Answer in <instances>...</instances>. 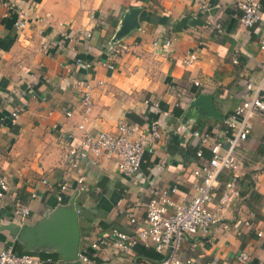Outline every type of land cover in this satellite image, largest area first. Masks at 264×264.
<instances>
[{"label": "crops", "instance_id": "0c3cea01", "mask_svg": "<svg viewBox=\"0 0 264 264\" xmlns=\"http://www.w3.org/2000/svg\"><path fill=\"white\" fill-rule=\"evenodd\" d=\"M8 1L13 10L0 2V178L7 184L0 197V250L8 245L16 249L18 243L16 235L3 229L22 223L20 216L12 215L13 206L28 207L23 223H35L53 204H60L57 193L66 184L64 198L77 192L80 250L89 258L88 263L70 264H155L151 243L119 253L108 246L92 249L90 243L99 237L110 242L112 227L134 234L142 226L153 187L176 185L174 200L191 199L198 182L188 157L198 145L191 132L225 131L222 119L203 115L202 106L191 103L200 94H213L223 118L254 93L264 78L261 24H240L236 4L241 0H208L205 10L194 0ZM257 1L264 15V0ZM133 12L135 24L126 26L124 18ZM20 19L25 25L16 29L14 22ZM66 33L72 37L64 39ZM167 38L172 41L164 50ZM132 44L133 52L121 50ZM190 50L198 59L185 67L182 59ZM75 54L89 66L75 65ZM87 87L92 107L85 112L81 95ZM146 99L159 101L160 109L170 114L156 111ZM174 108L180 109L179 116ZM16 109L20 114L12 120ZM119 119L145 126L158 119L161 137L153 152L145 154L132 175L121 173L113 159L89 155L80 161L86 188L78 191L74 173L67 170L68 149L82 135L78 125L91 132H115ZM234 156L237 168L219 173L207 206L219 209L226 184L233 179L238 195L207 236L181 239V259L235 264L234 256L245 251L251 264L264 263V116L252 118L250 133ZM130 215L135 223L129 222Z\"/></svg>", "mask_w": 264, "mask_h": 264}, {"label": "built area", "instance_id": "2783aa9c", "mask_svg": "<svg viewBox=\"0 0 264 264\" xmlns=\"http://www.w3.org/2000/svg\"><path fill=\"white\" fill-rule=\"evenodd\" d=\"M200 9L208 8V0H194ZM9 10H13V4L8 0H0ZM236 9L240 11L239 22L245 28H251L257 24L262 26V34L259 39V48L264 50V15L260 11V4L257 0H241L236 4ZM22 10L20 14H22ZM23 15V14H22ZM25 25L23 19L14 22L16 29H22ZM216 28H220L219 23H215ZM90 37V33H84ZM72 35L66 33L64 39H70ZM171 38L163 41V48L167 50L171 45ZM155 40L153 44H157ZM75 51V48H72ZM123 52H133L134 44L121 48ZM198 56L194 50L186 53L182 59L185 67L194 65ZM74 64H84L79 54H75ZM102 65L112 68V63L102 61ZM194 86H200L199 81H192ZM147 105L160 112V102L145 100ZM81 104L85 112L92 107V96L89 87L81 95ZM161 114H170L167 110H161ZM20 114L16 109L11 112L10 118L15 120ZM69 116L70 112H66ZM264 116V78L258 85L254 93L243 99L235 106L232 113L222 118L225 127L223 133L214 132L210 129H195L191 135L198 141L193 161L192 174L198 178L194 185L195 193L187 203L174 200L173 195L177 192V186L153 187L150 190L145 215L140 226L134 234H128L118 227L110 229L112 240L108 242L103 237H99L90 243L92 249L110 247L113 252L119 253L127 251L140 243L146 245L151 243L155 251L163 256L155 264H204L198 259L178 256L181 239L185 236H207L212 227L223 218V209L227 207L234 197L238 195L235 188L234 179L226 184V189L220 198V206L216 211L208 208L211 191L214 183L221 171L224 169L234 170L238 162L234 156L236 148L247 138L252 128V118L254 116ZM78 128L82 130V135L76 146H72L67 152V170L74 173L77 190L86 188L85 176L80 161L89 155L104 156L114 160L118 170L125 175H132L138 172L144 161L146 153H152L155 142L161 137L159 120H152L149 124L138 125L128 122L125 119L117 121L115 132L100 130L91 132L83 124ZM204 148H207L209 155L204 156ZM67 185L61 184L57 193V201L64 200L63 192ZM98 189V188H97ZM7 191V184L0 178V197ZM80 212V209L77 208ZM12 215L20 216L23 220L30 214V209L21 204H15L12 208ZM1 222V221H0ZM129 222L135 223L133 215L129 216ZM20 223V224H22ZM262 236V231L257 232ZM264 247V246H263ZM82 263H88L89 258L84 251L79 250L77 259ZM251 256L245 252H238L234 256L235 264H251ZM72 261H63L61 257L56 258L50 255L40 257L38 255L25 252L17 253L11 245L0 250V264H70ZM205 264H232L223 260H210ZM257 264H264L259 262Z\"/></svg>", "mask_w": 264, "mask_h": 264}, {"label": "water", "instance_id": "95a60500", "mask_svg": "<svg viewBox=\"0 0 264 264\" xmlns=\"http://www.w3.org/2000/svg\"><path fill=\"white\" fill-rule=\"evenodd\" d=\"M136 13L126 15L125 25L135 24ZM202 106V114L222 119L215 109L213 94H200L192 101L195 108ZM73 194L66 203L57 204L42 219L35 223H9L3 229L16 235L17 242L26 252L51 251L57 253L63 261H75L80 250L79 212Z\"/></svg>", "mask_w": 264, "mask_h": 264}, {"label": "trees", "instance_id": "16d2710c", "mask_svg": "<svg viewBox=\"0 0 264 264\" xmlns=\"http://www.w3.org/2000/svg\"><path fill=\"white\" fill-rule=\"evenodd\" d=\"M80 57H81V56H80ZM173 113H174L176 116H179L180 113H181V111H180L179 108H174V109H173ZM130 116L134 117L133 114H130ZM136 120L138 121L137 123H139V124H142V122H143L142 120H140V119H138V118H136ZM170 144H171V143L168 144V152H169V151L171 152V145H170ZM196 148H197V147H193V148L191 149V153H190V155H189L188 157H191L192 159H194L195 152H196ZM205 155H206V156H205ZM205 155H204L205 157H208L209 154H205ZM67 201H68V198H64V200L62 201V203H66ZM55 206H56V204H53V205H52V207H55ZM14 250H15L17 253H25V252H26V251L23 250V246H22L21 244H19V243H17L16 249L14 248ZM153 252H154V254H155V257H153V258L156 260V262L159 261V260H161V259L163 258V256H162L161 254L157 253L155 250H153ZM29 253H32V254L38 255V256H40V257H44V256H46V255H50V256H52V257H56V258H59V257H60L57 253H55V252H48V251H42V252H36V253H34V252H29Z\"/></svg>", "mask_w": 264, "mask_h": 264}]
</instances>
